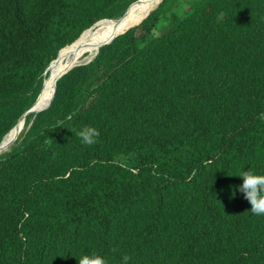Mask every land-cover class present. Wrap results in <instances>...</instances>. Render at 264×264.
I'll use <instances>...</instances> for the list:
<instances>
[{
    "label": "trees",
    "instance_id": "obj_1",
    "mask_svg": "<svg viewBox=\"0 0 264 264\" xmlns=\"http://www.w3.org/2000/svg\"><path fill=\"white\" fill-rule=\"evenodd\" d=\"M135 1L0 0V141L58 52ZM99 45L0 154V264H264L237 176L264 174V0H162Z\"/></svg>",
    "mask_w": 264,
    "mask_h": 264
},
{
    "label": "bare ground",
    "instance_id": "obj_2",
    "mask_svg": "<svg viewBox=\"0 0 264 264\" xmlns=\"http://www.w3.org/2000/svg\"><path fill=\"white\" fill-rule=\"evenodd\" d=\"M159 1L160 0H142L140 4L134 5L131 8L127 18L119 25H115L111 21H100L92 25L85 32L81 33V36L77 41H74L75 43L73 42L69 46L60 50L56 60L47 69L48 74L47 76L45 75V80H43V87L39 93L33 112H37L48 106L53 96L54 82L63 72L74 65L91 61L97 54L99 43L102 44L103 42L108 41L112 36L124 32L134 23H138L153 9L155 5L159 3ZM104 39L106 40L103 41ZM23 118L19 119L16 126L6 134L4 138L5 141L8 139L14 140L17 137L23 128ZM8 147L9 145L6 146L1 153L6 151Z\"/></svg>",
    "mask_w": 264,
    "mask_h": 264
},
{
    "label": "clouds",
    "instance_id": "obj_3",
    "mask_svg": "<svg viewBox=\"0 0 264 264\" xmlns=\"http://www.w3.org/2000/svg\"><path fill=\"white\" fill-rule=\"evenodd\" d=\"M85 146H93L99 136L98 129L92 126H84L75 133ZM238 177L242 178V184L238 186L243 198L250 204V212L255 216H264V174H256L252 169L241 171ZM235 196V191L232 193ZM130 256L122 257V264H128ZM78 264H107V261L95 252L79 257Z\"/></svg>",
    "mask_w": 264,
    "mask_h": 264
},
{
    "label": "water",
    "instance_id": "obj_4",
    "mask_svg": "<svg viewBox=\"0 0 264 264\" xmlns=\"http://www.w3.org/2000/svg\"><path fill=\"white\" fill-rule=\"evenodd\" d=\"M162 0H160L159 1V3L161 2ZM142 2V0H137V1H135L134 3H132L131 5H129L128 7H127V9L125 10V12L120 16V17H118V18H116V19H102V20H106V21H111V22H113L115 25H119L120 23H122L126 18H127V16L129 15V12H130V10H131V8L134 6V5H138V4H140ZM159 3L152 9V10H154L158 5H159ZM151 10V11H152ZM150 11V12H151ZM149 12V13H150ZM148 13V14H149ZM147 14V15H148ZM146 15V16H147ZM145 16V17H146ZM144 17V18H145ZM143 18V19H144ZM143 19H141L138 23H134L132 26H130L129 28H131V27H135V26H137ZM102 20H99V21H102ZM99 21H97V22H99ZM96 22V23H97ZM96 23H94V24H96ZM93 24V25H94ZM128 28V29H129ZM128 29H126L125 31H127ZM124 31V32H125ZM124 32H121V33H119V34H122V33H124ZM119 34H117V35H119ZM117 35H115L114 37H116ZM113 37V38H114ZM112 38V39H113ZM112 39L111 40H109V41H105V42H103L102 44H101V46H103V45H105V44H108V43H110L111 41H112ZM60 52V51H59ZM59 52H58V55H59ZM58 55H57V57H58ZM56 57V58H57ZM56 59H54L53 61H55ZM52 61V62H53ZM51 62V63H52ZM90 62V61H89ZM89 62H84V63H80V64H77V65H74V66H72L71 68H73V67H75V66H78V65H83V64H87V63H89ZM51 63L49 64V66L51 65ZM48 66V67H49ZM48 67H47V69H48ZM71 68H69L68 70H66L65 72H63L58 78H60L63 74H65L66 72H68ZM46 69V70H47ZM54 91H55V86H54ZM54 91H53V96H54ZM53 96H52V98H53ZM38 97H39V94L37 95V97H36V99H35V101L33 102V104L31 105V107L19 118V119H21V118H23L24 116H26V115H28V114H30V113H33V111H34V106L36 105V102H37V100H38ZM52 100V99H51ZM51 103V102H50ZM50 103L48 104V106L50 105ZM47 106V107H48ZM46 107V108H47ZM46 108H44V109H41V110H39L38 112H40V111H43V110H45ZM17 124V123H16ZM16 124L14 125V126H16ZM7 134V133H6ZM6 134L3 136V138L1 139V141H0V154H1V152L4 150V148L6 147V146H10L12 143H13V140L12 139H8L7 141H5L4 140V138H5V136H6Z\"/></svg>",
    "mask_w": 264,
    "mask_h": 264
},
{
    "label": "rangeland",
    "instance_id": "obj_5",
    "mask_svg": "<svg viewBox=\"0 0 264 264\" xmlns=\"http://www.w3.org/2000/svg\"><path fill=\"white\" fill-rule=\"evenodd\" d=\"M155 6H156V5H155ZM155 6H154V7H155ZM154 7H153V8H154ZM176 10H177V13H178L180 16H183V15L185 14L186 10H187V5H186L185 3H182L181 5H179V6L177 7ZM33 113H36V112H33ZM24 118H25V117H24ZM23 129H24V126H23L22 130H23ZM22 130H21V131H22ZM21 131H20V133H21ZM20 133H19V134H20ZM19 134L17 135V137L19 136ZM17 137H16V138H17ZM16 138H15V139H16ZM15 139L13 140V142L15 141Z\"/></svg>",
    "mask_w": 264,
    "mask_h": 264
}]
</instances>
